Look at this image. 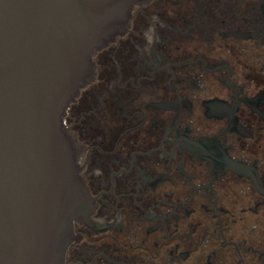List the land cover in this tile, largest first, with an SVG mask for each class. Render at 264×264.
<instances>
[{"label": "flooded vegetation", "instance_id": "1", "mask_svg": "<svg viewBox=\"0 0 264 264\" xmlns=\"http://www.w3.org/2000/svg\"><path fill=\"white\" fill-rule=\"evenodd\" d=\"M93 61L63 264H264V0L136 4Z\"/></svg>", "mask_w": 264, "mask_h": 264}, {"label": "water", "instance_id": "2", "mask_svg": "<svg viewBox=\"0 0 264 264\" xmlns=\"http://www.w3.org/2000/svg\"><path fill=\"white\" fill-rule=\"evenodd\" d=\"M148 0H0V264H63L88 209L66 108Z\"/></svg>", "mask_w": 264, "mask_h": 264}]
</instances>
